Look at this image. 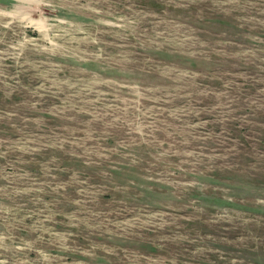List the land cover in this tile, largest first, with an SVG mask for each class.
<instances>
[{"label": "rangeland", "instance_id": "rangeland-1", "mask_svg": "<svg viewBox=\"0 0 264 264\" xmlns=\"http://www.w3.org/2000/svg\"><path fill=\"white\" fill-rule=\"evenodd\" d=\"M0 264H264V0H0Z\"/></svg>", "mask_w": 264, "mask_h": 264}]
</instances>
